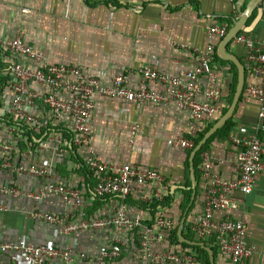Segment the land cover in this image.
<instances>
[{
    "label": "crops",
    "instance_id": "1",
    "mask_svg": "<svg viewBox=\"0 0 264 264\" xmlns=\"http://www.w3.org/2000/svg\"><path fill=\"white\" fill-rule=\"evenodd\" d=\"M251 1L0 0V39L4 36L15 38L21 33L28 45L39 50L45 62L81 68L88 78H98L103 86H110L113 79L122 74L129 75V81L136 85L139 77L135 74L145 63L154 64L159 72L178 75L194 68L200 56L177 45L202 50L212 45L217 53L214 86L222 97L213 119L204 122L192 120L175 102L139 107L132 101L96 95V107L89 119L92 143L88 148L73 147L63 153L59 152V140L71 137L73 119L70 115L56 121L49 111L34 110L39 122L48 121V127L39 122L30 126L37 138L35 144L24 142L22 136L26 134H21L19 130L9 132L7 127H12L14 121L1 118L0 131L16 152L9 155L0 152V165L10 164L6 168L0 167V184L15 185L24 192H37L44 180L18 174L13 167L19 164L43 166L50 170L54 183L81 190L84 201L83 207L77 209L57 196H49L40 202L25 195L2 196L0 230L4 238L33 245L53 244L59 249L72 247L76 264H98L96 258L102 247L121 244V257L110 264H142V231L139 229L131 231L115 227L68 235L62 225L32 216L34 212L68 215L72 221L78 222L113 215L121 198H97L95 191L99 176L84 167L86 158L96 156L113 171L133 163L142 169L158 171L166 178L163 188L165 200L162 203L154 200V188L146 186L127 198L129 214L143 219L144 224L152 223L159 215L173 220L176 231L167 236L165 243H154L152 252L185 253L194 261L184 264H202L197 249L182 245L185 243L180 241L178 229L187 214L183 235L187 239V235L196 237L192 231L193 222L204 210L210 179H206L202 172L203 157L210 154L214 158L212 174L236 180L239 177L236 157L240 146L234 140L252 136L258 122L259 106L248 95L247 89L250 85H258L259 80L246 69V49L236 44V37L227 46V52L243 64L246 83L237 109L229 120L231 123L211 140L199 157L197 167L195 165L198 187L194 199L190 164L194 148L185 149L180 141L204 137L232 107L239 69L234 62L219 56V45L224 38H213L209 32L214 25L220 24L226 26L229 33ZM23 8H29L31 13L24 14ZM245 30L254 39L264 38V7L255 9L239 33ZM201 83L206 87L208 79H202ZM153 88L161 94L167 92L161 84H155ZM40 91L46 90L41 88ZM63 98L68 100L67 95ZM11 99L12 94L4 78L0 77V109ZM232 197L240 206L231 212V216L244 220L249 226L248 245L253 249V254L244 264H264V171L257 176L250 195L235 192ZM218 216H222V213H218ZM175 233L179 242L174 238ZM212 244L216 246L215 242ZM81 254L86 255L85 260L81 259ZM226 261L228 258L223 257L217 247L216 264H226ZM0 264L27 263L19 256L0 254ZM44 264L65 262L55 258L47 259Z\"/></svg>",
    "mask_w": 264,
    "mask_h": 264
},
{
    "label": "built area",
    "instance_id": "2",
    "mask_svg": "<svg viewBox=\"0 0 264 264\" xmlns=\"http://www.w3.org/2000/svg\"><path fill=\"white\" fill-rule=\"evenodd\" d=\"M22 12L30 14L31 10L23 8ZM209 33L213 38L223 39L228 34V28L216 24ZM235 42L245 47L246 69L253 78L259 80L258 85H250L247 89L248 95L255 99L259 106L256 131L250 137L234 140L240 146L236 157L239 170V177L236 180H227L217 173L212 174L214 158L210 154L204 155L202 172L206 179H210H208L204 210L194 220L192 227L197 238L215 242L221 255L228 258L226 264H244L253 254V249L248 245V224L231 216V212L238 210L240 206L232 194L239 192L245 196L250 195L254 191L257 176L264 171V38L254 39L245 30L236 36ZM0 45V77L4 78L6 87L12 94L10 102L0 109V119L7 117L14 121V127H7L9 132L19 130L21 134H26L30 126L40 121L34 114V110L38 108L49 111L56 121H61L65 115H70L73 119L72 134L69 139L59 140L60 153L73 147L88 148L92 143L89 119L96 107L94 101L96 95L132 101L139 107L146 104L175 102L181 110L189 114L192 120L204 122L213 119L222 100L219 90L214 86L217 53L212 45L205 50L188 45H177L185 51H194L200 56V61L194 68L178 75L159 72L154 64L145 63L135 74L139 77L136 85L129 81V75L122 74L116 76L110 86L101 85L98 78H88L81 68L45 62L39 50L28 45L21 33L15 38L4 36L0 39ZM204 78L208 79L206 87L201 83ZM155 84L165 86L166 94L154 90ZM41 88L46 91H40ZM65 95L68 96V100L63 98ZM39 124L48 127L46 120H41ZM136 134L137 127L134 129V135ZM180 145L185 149H193L195 143L192 139H183ZM14 150V146L7 142L5 134L0 131V152L9 155L16 152ZM84 164L99 176L95 191L97 198L113 196L121 198L122 201L116 207L114 214L74 222L68 215L55 216L34 212L32 216L35 219L60 224L68 235L79 231L115 227L131 231L139 229L142 231L140 238L142 264H184L194 261L185 253L152 252L151 247L154 243H165L167 236L176 231L173 220L159 215L152 223L144 224L143 219L129 214L126 200L137 189L151 186L154 188V200L159 203L164 201L163 188L166 178L161 173L139 168L133 163L113 171L96 156L86 158ZM9 165L4 163L0 167L6 168ZM13 170L18 174L42 178L43 186L37 192H24L15 185L0 184V197L25 195L40 202L49 196H57L73 208L83 207L82 191L51 181V173L47 167L19 164L15 165ZM218 213H222V216H218ZM122 251L121 244L104 246L96 260L98 264H110L121 257ZM74 253L72 247L59 249L53 244L33 245L11 242L4 238L0 230V254L19 256L27 264H44L47 259L55 258L63 260L65 264H76ZM80 257L86 259L85 254H81Z\"/></svg>",
    "mask_w": 264,
    "mask_h": 264
},
{
    "label": "water",
    "instance_id": "3",
    "mask_svg": "<svg viewBox=\"0 0 264 264\" xmlns=\"http://www.w3.org/2000/svg\"><path fill=\"white\" fill-rule=\"evenodd\" d=\"M263 1L264 0H252L249 3L248 8L245 10L243 16L240 18V20H238L235 23V26L229 31L228 35L223 39V41L219 45V56L222 59L232 61L237 65L239 69V82H238L235 100L230 110L205 134L203 139L197 144V146L194 148V150L191 153L190 164H191V176H192V181H193L192 188L194 191L193 199L196 196L197 187H198V180H197L195 162H194L195 157L197 156V153L202 149V147L208 142V140L213 135H215V133L219 129H221L233 117L237 109L238 103L240 101L245 83H246V71H245L243 64L239 61V59L236 56L231 55L227 52V46L234 40V38L239 34V32L245 27L248 21V18L253 15L255 9L256 8L262 9L264 7ZM186 219H187V214L183 218L180 224V227L178 229V236H179L180 241L185 244L204 248L206 251L209 252L211 264H216L213 250L211 248H208L204 242L197 241V240H190L184 237L183 229L185 227Z\"/></svg>",
    "mask_w": 264,
    "mask_h": 264
},
{
    "label": "trees",
    "instance_id": "4",
    "mask_svg": "<svg viewBox=\"0 0 264 264\" xmlns=\"http://www.w3.org/2000/svg\"><path fill=\"white\" fill-rule=\"evenodd\" d=\"M5 82V80H4ZM231 123V121H228V123L222 128L220 129L215 135H213L209 140L208 142L202 147V149L197 153V156H196V159H195V165L197 167L198 165V160H199V157L201 156V154L205 151V149L207 148V146L209 145V143L211 142V140L222 130H224L225 128H227L229 126V124ZM209 130V129H208ZM207 130V131H208ZM34 135V132L31 130V129H28L26 135L22 136L25 140H23L24 142L27 141V143L29 144H35V140L37 138H35V135ZM203 138V136L198 139V140H194V143H195V146L194 148L197 146V144L200 142V140ZM84 167L85 164H84ZM165 200V199H164ZM186 237H188L190 240H197V241H201V242H204L206 244V246L208 248H211L214 252V256L215 258L217 257V246H213V240H209L208 241H204V240H201L197 237H193V236H189L187 235ZM174 238L177 242H179V239H178V236L174 235ZM183 246L187 247V248H193V249H197L198 250V254L200 256V260L202 261V264H211V261H210V257H209V253L202 247H197V246H191V245H188V244H182Z\"/></svg>",
    "mask_w": 264,
    "mask_h": 264
}]
</instances>
